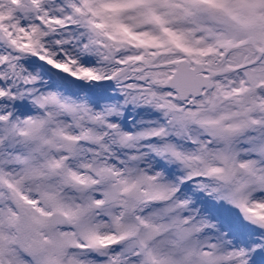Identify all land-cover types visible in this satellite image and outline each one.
Listing matches in <instances>:
<instances>
[{"label": "snow or ice", "instance_id": "snow-or-ice-1", "mask_svg": "<svg viewBox=\"0 0 264 264\" xmlns=\"http://www.w3.org/2000/svg\"><path fill=\"white\" fill-rule=\"evenodd\" d=\"M0 264H264V0H0Z\"/></svg>", "mask_w": 264, "mask_h": 264}]
</instances>
